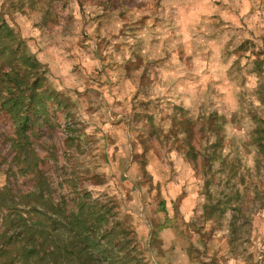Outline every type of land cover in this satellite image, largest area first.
Listing matches in <instances>:
<instances>
[{
  "label": "rangeland",
  "instance_id": "374dc122",
  "mask_svg": "<svg viewBox=\"0 0 264 264\" xmlns=\"http://www.w3.org/2000/svg\"><path fill=\"white\" fill-rule=\"evenodd\" d=\"M0 13L67 98L69 117L46 101L30 135L55 201L70 212V188L102 193L148 264H264V0H0ZM9 124L0 186L26 193Z\"/></svg>",
  "mask_w": 264,
  "mask_h": 264
},
{
  "label": "trees",
  "instance_id": "16d2710c",
  "mask_svg": "<svg viewBox=\"0 0 264 264\" xmlns=\"http://www.w3.org/2000/svg\"><path fill=\"white\" fill-rule=\"evenodd\" d=\"M10 6L15 8V2ZM51 100L68 114L67 98L48 86L41 65L0 13V115L10 120L7 170L33 181V190L26 193L0 186V264H148L138 241L114 218L112 204L102 201V193L93 196L88 190L70 188L68 193L75 195L70 212L63 199L52 198L50 178L40 170L41 160L30 141L34 125L49 122L44 104ZM254 133L253 144L261 149L264 128Z\"/></svg>",
  "mask_w": 264,
  "mask_h": 264
}]
</instances>
